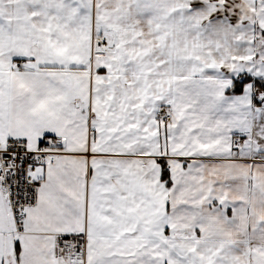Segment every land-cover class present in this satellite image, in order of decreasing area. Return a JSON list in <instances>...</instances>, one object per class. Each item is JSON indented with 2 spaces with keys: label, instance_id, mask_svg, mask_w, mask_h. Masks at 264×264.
<instances>
[{
  "label": "snow or ice",
  "instance_id": "obj_1",
  "mask_svg": "<svg viewBox=\"0 0 264 264\" xmlns=\"http://www.w3.org/2000/svg\"><path fill=\"white\" fill-rule=\"evenodd\" d=\"M0 264H264V0H0Z\"/></svg>",
  "mask_w": 264,
  "mask_h": 264
}]
</instances>
